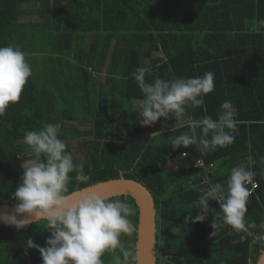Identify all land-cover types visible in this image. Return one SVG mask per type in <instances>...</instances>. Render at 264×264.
<instances>
[{"label":"trees","instance_id":"obj_1","mask_svg":"<svg viewBox=\"0 0 264 264\" xmlns=\"http://www.w3.org/2000/svg\"><path fill=\"white\" fill-rule=\"evenodd\" d=\"M32 16L40 20L22 21ZM259 20H264V0H0V46H19L33 66L19 101L0 117V205H16L12 194L21 182V166L35 158L23 143L25 132L59 123V139L68 152L70 143L77 145L79 159L72 153L73 160L83 163L81 174L89 177L81 183L70 173L68 195L119 177L148 190L156 212L157 264L160 258L168 264H254L264 246L251 247V238L231 225L213 229L220 212L215 201H209L203 222L191 223L190 215L195 219L200 211L201 189L226 185L230 170L244 164L258 187L248 198L243 228L259 233L264 216V27H258ZM144 66L152 68L145 77L149 83L157 77L215 74L204 106L186 108L193 118L217 119L225 100L237 108L234 142L202 153L211 171L208 182L203 169L193 168L195 146L173 150L169 143L188 128L173 131L171 115L152 126L135 125L144 97L133 73ZM115 199L131 206L135 230L129 250L134 253L137 207L130 197ZM45 223L20 231L0 226V264H42L39 252L25 244L31 238L45 246L50 236ZM116 257L123 261L119 249L101 259L115 264Z\"/></svg>","mask_w":264,"mask_h":264},{"label":"clouds","instance_id":"obj_2","mask_svg":"<svg viewBox=\"0 0 264 264\" xmlns=\"http://www.w3.org/2000/svg\"><path fill=\"white\" fill-rule=\"evenodd\" d=\"M258 27H264V20L258 21ZM32 75L26 54L19 46H0V117L10 105L19 101ZM146 75H152L150 66L139 67L133 73L144 97L137 113L142 127L152 126L171 115L176 121L173 131L189 129L170 138L173 150L195 146L199 153H205L234 142L232 133L237 130L239 121L236 119L238 110L231 100L221 104L215 120L208 115L196 119L186 111L187 107L204 106V97L215 88L213 72L191 78L166 80L157 77L150 83L146 82ZM60 132L59 123H46L39 130L25 132L23 143L35 158L23 162L21 182L12 194L17 203L11 213L0 212V223L20 231L37 221H46L44 230L50 236L45 246L35 244L31 238L25 244L26 249L39 252L42 264H103L104 253L116 249L123 253V261L116 257L115 264H129L130 261L134 264L137 257L121 240L122 234L131 235L135 230L128 219L132 209L119 199L110 200L96 194L69 199L70 173H77L75 179L81 183H87L89 177L81 174L83 163L74 162L72 153L66 150V143L59 139ZM261 162L264 163V157ZM252 184L254 173L250 168L244 164L233 167L226 185L216 183L201 189L196 202L200 211L195 219L190 215L191 223L203 222L209 215V201H215L220 212L211 227L218 228L223 223L242 229L251 195L247 186Z\"/></svg>","mask_w":264,"mask_h":264},{"label":"water","instance_id":"obj_3","mask_svg":"<svg viewBox=\"0 0 264 264\" xmlns=\"http://www.w3.org/2000/svg\"><path fill=\"white\" fill-rule=\"evenodd\" d=\"M96 194L106 199L130 197L137 207V227L134 254L137 260L134 264H156V212L154 201L148 190L141 184L119 177L86 187L69 194V199L83 195ZM15 205H0V212L11 213ZM39 222V221H37ZM4 224L0 223V226ZM5 226V225H4ZM254 264H264V247L259 252Z\"/></svg>","mask_w":264,"mask_h":264},{"label":"built area","instance_id":"obj_4","mask_svg":"<svg viewBox=\"0 0 264 264\" xmlns=\"http://www.w3.org/2000/svg\"><path fill=\"white\" fill-rule=\"evenodd\" d=\"M195 150V159H194V164H193V168L195 169H203L205 175H206V180L207 182L209 181L208 175L211 173V171L206 170L203 158H202V153H199L196 148H194ZM182 158L186 157L185 155H183V153L180 155ZM208 178V179H207ZM249 188V190L251 191V195L253 196L255 193V190L258 187L257 182L254 179V184L252 185H248L247 186ZM217 204V203H216ZM218 205V204H217ZM219 206V205H218ZM242 230L251 238V242H250V246H255V245H259V246H264V216L262 219V224L260 226V230L259 233H252L251 231H249L248 229H244L242 228ZM159 264H168L167 261L163 260L160 258L159 259Z\"/></svg>","mask_w":264,"mask_h":264},{"label":"rangeland","instance_id":"obj_5","mask_svg":"<svg viewBox=\"0 0 264 264\" xmlns=\"http://www.w3.org/2000/svg\"><path fill=\"white\" fill-rule=\"evenodd\" d=\"M30 7V6H29ZM26 20H31V21H39L40 19H39V17H36V16H32V17H28V18H25V19H23L22 21L24 22V21H26ZM27 62L30 64V66H31V64H32V61H28V59H27ZM33 66H31V68H32ZM79 129L80 130H83V131H87L88 130V127L87 126H81V127H79ZM123 132V134H126V133H129L130 131L129 130H123L122 131ZM89 138H90V136H89ZM88 138V139H89ZM86 139V138H85ZM70 146H71V151H72V153H73V155H74V157L76 158V159H79V154H78V152H77V145H75L74 143H70ZM30 153L31 152H28V153H26V155H30ZM129 206V205H128ZM129 207H131V206H129ZM131 209V208H130ZM132 215V214H131ZM128 219L131 221V223H132V220H131V218H130V216L128 217ZM158 225H159V222H158ZM178 231H179V229L178 228H173L172 229V233H178ZM130 238H131V235H121V240H122V242H123V244H124V246H125V248L126 249H128L129 250V248H130V244H129V241H130Z\"/></svg>","mask_w":264,"mask_h":264},{"label":"crops","instance_id":"obj_6","mask_svg":"<svg viewBox=\"0 0 264 264\" xmlns=\"http://www.w3.org/2000/svg\"><path fill=\"white\" fill-rule=\"evenodd\" d=\"M139 116H138V118L136 119V121L134 122L135 123V125H140L141 126V124L139 123Z\"/></svg>","mask_w":264,"mask_h":264}]
</instances>
